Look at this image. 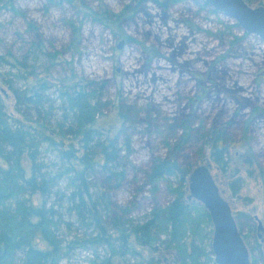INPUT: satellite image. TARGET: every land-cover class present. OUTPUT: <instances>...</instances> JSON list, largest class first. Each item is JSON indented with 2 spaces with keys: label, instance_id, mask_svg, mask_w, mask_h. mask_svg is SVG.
I'll return each instance as SVG.
<instances>
[{
  "label": "rangeland",
  "instance_id": "374dc122",
  "mask_svg": "<svg viewBox=\"0 0 264 264\" xmlns=\"http://www.w3.org/2000/svg\"><path fill=\"white\" fill-rule=\"evenodd\" d=\"M161 3L1 0L0 57L8 62L0 61V94L6 111L21 118L9 84L22 89L44 84L46 88L39 89L47 102L37 110L28 105L27 110L32 118L39 111L54 123L60 117V89L76 81L90 82L102 109L97 126L112 134L119 132V146L129 141L120 162L125 179L108 191L117 217L140 222L154 206L172 199L167 182L154 192L143 177L153 158L172 156L193 167L209 165L221 196L234 216H241L244 233L248 232L245 219H252L255 231L249 236L250 245L254 247V235L262 246L264 43L204 2ZM250 4L264 5V0ZM116 15L117 19L112 18ZM183 123L191 129L186 141L180 137L188 131H180ZM208 129L224 133L229 147L227 169L217 168L210 159L201 138ZM55 155L41 146L40 158L50 176L64 169ZM237 177L240 186L232 194L229 183ZM70 190L63 176L47 197V204L55 203L63 221L58 234L64 254L58 264H102L107 258L112 264H173L172 251L154 253L135 246L134 254L121 256L111 255L99 243L83 244L99 233L94 222L81 223L66 209ZM32 201L38 204V195ZM103 219L110 228L112 217ZM258 221L263 231L257 229ZM256 264L264 263L257 258Z\"/></svg>",
  "mask_w": 264,
  "mask_h": 264
},
{
  "label": "trees",
  "instance_id": "16d2710c",
  "mask_svg": "<svg viewBox=\"0 0 264 264\" xmlns=\"http://www.w3.org/2000/svg\"><path fill=\"white\" fill-rule=\"evenodd\" d=\"M136 1L162 4L161 0ZM246 1L250 4L253 0ZM9 7L17 12L11 2ZM112 18L117 19V15ZM0 61L8 62L4 57H0ZM6 83L8 85L9 81ZM90 84L76 81L60 89V117L54 123L42 117L39 111L32 118L27 110L28 105L37 110L36 107L47 102L39 89L41 86L45 89L46 85L22 89L9 84L15 111L21 118L6 111L0 94V264H58L64 254L63 240L58 234L63 221L55 203L47 204V197L63 176L72 187L66 195V209L75 213L81 223L94 222L99 233L83 244H102L111 255L134 254L135 246H141L154 253L174 252L171 254L173 264H216L211 249V217L201 202L188 199L192 164H181L175 157L166 155L153 158L143 172L145 182L154 192L161 182H167L172 199L164 206H154L140 222L116 216L108 191L119 187L125 179V169L120 162L121 153L129 150V141L126 139L125 146H119V132L112 134L111 130L97 126L102 109L100 98ZM179 128L180 131L188 129L180 135L186 141L191 129L185 123ZM223 134L219 129H208L201 135L211 161L221 170L227 169L229 151ZM43 145L55 152V159L64 166L55 176H50L46 163L40 158ZM172 177L174 183L170 182ZM240 180L237 177L229 183L232 194L238 191ZM34 195L39 197L38 204L32 201ZM103 216L112 217L110 228L105 227ZM234 218L251 256L250 264H256L257 258L264 263V245L261 246L254 235V247L250 245L249 236L255 231L252 219H245L248 232L244 233L241 216ZM101 263L112 264V261L107 258Z\"/></svg>",
  "mask_w": 264,
  "mask_h": 264
},
{
  "label": "water",
  "instance_id": "95a60500",
  "mask_svg": "<svg viewBox=\"0 0 264 264\" xmlns=\"http://www.w3.org/2000/svg\"><path fill=\"white\" fill-rule=\"evenodd\" d=\"M232 20L247 34L264 42V5L252 6L246 0H198ZM122 42H120V45ZM188 199L202 203L213 223L211 249L216 264H250L248 248L238 230L229 203L221 196L210 166L198 165L188 177ZM259 231H263L258 221ZM260 237V234H258ZM264 241V237H263Z\"/></svg>",
  "mask_w": 264,
  "mask_h": 264
},
{
  "label": "bare ground",
  "instance_id": "6f19581e",
  "mask_svg": "<svg viewBox=\"0 0 264 264\" xmlns=\"http://www.w3.org/2000/svg\"><path fill=\"white\" fill-rule=\"evenodd\" d=\"M262 43H264V42L262 41Z\"/></svg>",
  "mask_w": 264,
  "mask_h": 264
},
{
  "label": "flooded vegetation",
  "instance_id": "af4514ba",
  "mask_svg": "<svg viewBox=\"0 0 264 264\" xmlns=\"http://www.w3.org/2000/svg\"><path fill=\"white\" fill-rule=\"evenodd\" d=\"M188 49V48H187ZM188 52V51H187Z\"/></svg>",
  "mask_w": 264,
  "mask_h": 264
}]
</instances>
